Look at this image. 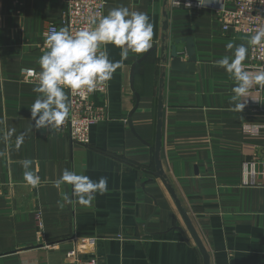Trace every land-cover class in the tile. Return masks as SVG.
<instances>
[{
  "label": "crops",
  "instance_id": "crops-1",
  "mask_svg": "<svg viewBox=\"0 0 264 264\" xmlns=\"http://www.w3.org/2000/svg\"><path fill=\"white\" fill-rule=\"evenodd\" d=\"M104 1V15L126 7L148 14L153 24L157 48L135 66L133 83L139 103L132 124L145 143L128 125L135 104L130 70L145 52H130L106 81L105 92L94 97L106 104V119L90 127L89 144H77L55 129H32L37 81L25 79L24 71L40 70L38 60L47 51L41 33L59 21L65 4L0 0V264H62L72 237L94 239L91 253L82 258L93 256L97 264H203L180 209L209 264H264V179L243 186L240 173L242 161L264 143L262 95L254 80L245 96L233 99L237 82L217 63L231 59L236 46L248 48L247 39L222 29L216 8L223 0H205L199 8L173 0ZM163 34L168 43L192 36L194 70H171L170 58L161 61ZM106 48L110 60L121 61L120 48ZM177 49L184 52V44ZM242 63L257 75L248 52ZM159 96L163 176L154 161ZM24 161L40 178L35 187L23 179ZM64 169L93 181L106 177L107 191L90 205L80 204L72 186H54Z\"/></svg>",
  "mask_w": 264,
  "mask_h": 264
},
{
  "label": "clouds",
  "instance_id": "clouds-1",
  "mask_svg": "<svg viewBox=\"0 0 264 264\" xmlns=\"http://www.w3.org/2000/svg\"><path fill=\"white\" fill-rule=\"evenodd\" d=\"M198 4L203 6L206 3L205 0H198ZM92 25L75 35L64 28L47 35V51L38 60L40 70H28L36 77L37 85L33 90L38 94L30 107L32 129L59 130L70 114L66 89L91 93L95 91L97 81L106 82L112 78L116 66L126 60L130 52L139 54L152 47L153 24L144 12H130L126 7L114 8L106 15L94 18ZM250 43H264V29L253 35ZM109 44L121 49V61L109 59L106 48ZM226 47L231 50L234 45L229 43ZM101 48L104 50L101 51ZM247 52L248 48L241 44L235 47L231 59L225 56L217 62L237 82L233 99L245 96L254 80L264 82V72L253 76L244 70L242 62ZM243 107L241 103V109ZM22 142L23 134L18 138L17 149ZM30 163L22 162L23 179L26 184L35 187L40 178L29 170ZM65 184L72 186L73 196L80 204L90 205L97 194L107 191L108 181L106 177L93 181L86 175L64 169L54 186L59 189ZM63 199L71 202L67 194Z\"/></svg>",
  "mask_w": 264,
  "mask_h": 264
},
{
  "label": "built area",
  "instance_id": "built-area-1",
  "mask_svg": "<svg viewBox=\"0 0 264 264\" xmlns=\"http://www.w3.org/2000/svg\"><path fill=\"white\" fill-rule=\"evenodd\" d=\"M65 4L64 12L58 22H49L42 31V36L47 37L53 30H59V26L75 35L84 28H91L93 19H98L104 15V0H63ZM173 4H183L187 7L199 8L198 1L173 0ZM230 4V7L227 5ZM214 8L215 6L212 5ZM219 19L223 30L231 29L236 34L242 35L248 42L249 62L256 70L257 74L264 72V43L254 45L250 43V38L261 29H264V0H223L220 7ZM45 46V43H44ZM46 47V46H45ZM26 69L24 78L30 81H37L33 74ZM34 72H36L34 70ZM107 82L97 81L95 91H72L66 89L69 106V117L59 128L61 133H67L70 139L80 145H87L90 142V127L106 119V104H98L94 97L96 94L104 93ZM254 90L262 95V104L259 109L264 113V82H258ZM261 105V106H260ZM241 185L257 186L264 179V143L249 159L241 163ZM2 184L0 182V193ZM73 247L65 254L62 264H97L93 256L82 258V255L91 253L94 244L92 237H72Z\"/></svg>",
  "mask_w": 264,
  "mask_h": 264
},
{
  "label": "water",
  "instance_id": "water-1",
  "mask_svg": "<svg viewBox=\"0 0 264 264\" xmlns=\"http://www.w3.org/2000/svg\"><path fill=\"white\" fill-rule=\"evenodd\" d=\"M166 23H164V29ZM167 35L163 34L161 37V45L159 47L160 49V55H161V61L163 62H167L170 58V60L168 61V65L169 68L171 70H194L195 68V62H196V52H195V46H194V41L192 36H184V37H180V38H174L172 39L171 43L167 42ZM183 43L184 44V52L183 51H179L177 49V45ZM157 48V45H153L150 49H148L147 51H145V53H143V55L141 57H139L131 66V70H130V88L133 91L134 95H135V104L133 106V108L131 109V111L128 114V125L129 128L131 130V132L133 133V135L135 137H137L141 142L145 143V141H143L141 139V137L136 133L133 124H132V114L135 111V109L138 106L139 103V94L135 91L134 88V69L135 66L140 63L141 61H143L151 52L155 51ZM185 54L186 55V59L183 60L182 59V55ZM162 109H163V104H162V97L159 96L158 97V101H157V112H156V129H155V144H154V161H155V166H156V170L157 173L161 176H163V172L161 169V164H160V147H161V137H162ZM180 213L185 221V224L190 232L191 237L193 238L194 242L196 243L202 257H203V264H209V258H208V254L206 252V250L203 247V244L201 242V240L199 239L195 229L193 228V226L191 225V223L189 222L187 216L184 214V212L180 209Z\"/></svg>",
  "mask_w": 264,
  "mask_h": 264
},
{
  "label": "trees",
  "instance_id": "trees-1",
  "mask_svg": "<svg viewBox=\"0 0 264 264\" xmlns=\"http://www.w3.org/2000/svg\"><path fill=\"white\" fill-rule=\"evenodd\" d=\"M149 55H150V54H149ZM149 55H148V56H149ZM148 56H147V57H148ZM147 57H146V58H147ZM146 58H145V59H146Z\"/></svg>",
  "mask_w": 264,
  "mask_h": 264
}]
</instances>
